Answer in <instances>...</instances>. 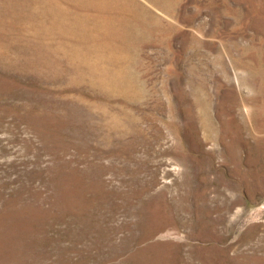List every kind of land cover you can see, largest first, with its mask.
I'll return each mask as SVG.
<instances>
[{
  "label": "rangeland",
  "instance_id": "rangeland-1",
  "mask_svg": "<svg viewBox=\"0 0 264 264\" xmlns=\"http://www.w3.org/2000/svg\"><path fill=\"white\" fill-rule=\"evenodd\" d=\"M0 264H264V0H0Z\"/></svg>",
  "mask_w": 264,
  "mask_h": 264
},
{
  "label": "bare ground",
  "instance_id": "bare-ground-1",
  "mask_svg": "<svg viewBox=\"0 0 264 264\" xmlns=\"http://www.w3.org/2000/svg\"><path fill=\"white\" fill-rule=\"evenodd\" d=\"M79 1H82L84 2L85 4H90L91 3V0H79ZM98 2L99 5L102 6V4H106L108 3L110 0H96Z\"/></svg>",
  "mask_w": 264,
  "mask_h": 264
}]
</instances>
